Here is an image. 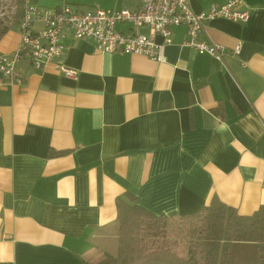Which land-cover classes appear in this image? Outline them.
<instances>
[{
    "label": "crops",
    "instance_id": "1",
    "mask_svg": "<svg viewBox=\"0 0 264 264\" xmlns=\"http://www.w3.org/2000/svg\"><path fill=\"white\" fill-rule=\"evenodd\" d=\"M227 1L189 0L197 13ZM243 1L246 22L217 18L205 28L228 50L239 43L238 57L220 61L181 45L180 25L162 61L67 36L63 55L46 66L17 59L12 82L0 72V264H86L79 254L92 246L117 252L116 199L126 193L174 217L214 197L239 215L264 205V0ZM138 2L25 5L112 10ZM116 29L125 33L129 24ZM20 41L18 22L0 38V55L10 57ZM56 63L78 77H65Z\"/></svg>",
    "mask_w": 264,
    "mask_h": 264
},
{
    "label": "built area",
    "instance_id": "2",
    "mask_svg": "<svg viewBox=\"0 0 264 264\" xmlns=\"http://www.w3.org/2000/svg\"><path fill=\"white\" fill-rule=\"evenodd\" d=\"M133 9H83L70 4L55 10H41L26 5L19 23L21 41L11 56L0 55V72L9 80L15 81L17 73L14 61L25 59L33 68L40 69L59 59L65 50L62 40L71 36L74 39H89L95 48L102 52L122 51L140 54L154 61H162V48L172 42L173 28L183 25L187 38L181 45L196 52L209 54L223 61L226 55L238 57L241 45L238 43L228 50L214 43L205 35L208 22L223 18L244 23L249 11L243 0H228L220 6L195 12L189 0H138ZM41 26L33 30L34 24ZM119 23L129 24L125 33L116 29ZM146 28L147 32L142 29ZM161 37L158 43L156 37ZM55 68L67 78L76 79L79 71L63 63Z\"/></svg>",
    "mask_w": 264,
    "mask_h": 264
},
{
    "label": "trees",
    "instance_id": "3",
    "mask_svg": "<svg viewBox=\"0 0 264 264\" xmlns=\"http://www.w3.org/2000/svg\"><path fill=\"white\" fill-rule=\"evenodd\" d=\"M13 4V20L0 17V38L23 16L25 0ZM65 153L50 151L49 156ZM116 206V255L92 246L79 254L86 264H264V205L239 215L214 197L196 213L174 217L155 215L126 193Z\"/></svg>",
    "mask_w": 264,
    "mask_h": 264
},
{
    "label": "rangeland",
    "instance_id": "4",
    "mask_svg": "<svg viewBox=\"0 0 264 264\" xmlns=\"http://www.w3.org/2000/svg\"><path fill=\"white\" fill-rule=\"evenodd\" d=\"M14 3V0H1L0 1V17L1 18H6L7 20L9 21H12L13 20V16L16 12V9H15V4ZM108 252L110 253L111 251H109L108 249ZM112 255H116V250L114 249L113 253H111Z\"/></svg>",
    "mask_w": 264,
    "mask_h": 264
}]
</instances>
